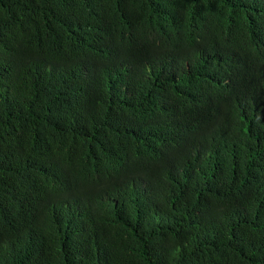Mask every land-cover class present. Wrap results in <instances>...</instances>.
<instances>
[{
	"label": "trees",
	"instance_id": "16d2710c",
	"mask_svg": "<svg viewBox=\"0 0 264 264\" xmlns=\"http://www.w3.org/2000/svg\"><path fill=\"white\" fill-rule=\"evenodd\" d=\"M0 264H264V0H0Z\"/></svg>",
	"mask_w": 264,
	"mask_h": 264
}]
</instances>
